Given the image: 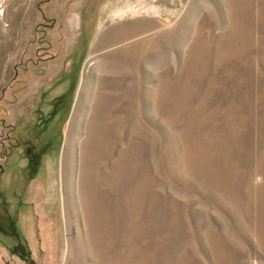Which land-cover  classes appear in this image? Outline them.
Wrapping results in <instances>:
<instances>
[{"label": "rangeland", "instance_id": "374dc122", "mask_svg": "<svg viewBox=\"0 0 264 264\" xmlns=\"http://www.w3.org/2000/svg\"><path fill=\"white\" fill-rule=\"evenodd\" d=\"M0 264H264V0H0Z\"/></svg>", "mask_w": 264, "mask_h": 264}, {"label": "bare ground", "instance_id": "6f19581e", "mask_svg": "<svg viewBox=\"0 0 264 264\" xmlns=\"http://www.w3.org/2000/svg\"><path fill=\"white\" fill-rule=\"evenodd\" d=\"M13 23L10 24V27H9V31H11V27H12ZM144 26V23L142 21H135L131 24H127V25H123L120 30H119V35H117L116 37L118 36H126L130 33H133V32H137L141 29V27ZM114 37V38H116ZM109 38V37H108ZM113 38V39H114ZM112 39V38H111ZM105 41V40H104Z\"/></svg>", "mask_w": 264, "mask_h": 264}]
</instances>
